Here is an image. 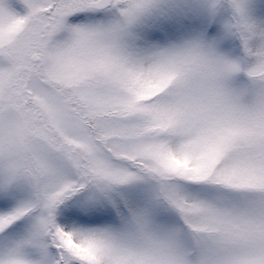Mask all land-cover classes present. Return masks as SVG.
Segmentation results:
<instances>
[{
	"label": "snow or ice",
	"instance_id": "snow-or-ice-1",
	"mask_svg": "<svg viewBox=\"0 0 264 264\" xmlns=\"http://www.w3.org/2000/svg\"><path fill=\"white\" fill-rule=\"evenodd\" d=\"M0 264H264V0H0Z\"/></svg>",
	"mask_w": 264,
	"mask_h": 264
}]
</instances>
